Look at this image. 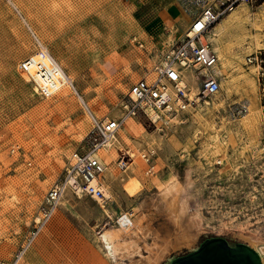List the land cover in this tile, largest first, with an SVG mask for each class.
Returning <instances> with one entry per match:
<instances>
[{"label": "rangeland", "instance_id": "1", "mask_svg": "<svg viewBox=\"0 0 264 264\" xmlns=\"http://www.w3.org/2000/svg\"><path fill=\"white\" fill-rule=\"evenodd\" d=\"M182 1L198 12L195 0ZM244 6L253 23L247 27L250 38L238 48L232 35L238 28L228 33L242 63L233 58L220 92L202 97L186 111L163 112L153 119L142 111L126 117L124 106L131 85L152 67L133 37L143 39L142 32L160 15V7L148 0H0V259H11L23 244L47 191L63 178L71 154L84 146L93 126L70 87L45 98L20 71L19 63L38 50L37 40L72 78L98 119L125 121L114 145L115 174L102 177L108 191L105 206L65 193L19 264H116L99 236L123 230L126 226H116L112 219L129 208L136 210L134 221L143 217L163 239H174L175 225L160 196L171 179L180 182V194L201 231L191 245L169 252L159 264L215 236L246 243L237 236L246 232L264 240L260 69L254 73L255 90L245 82L256 66L247 64V57L260 52L264 58V6ZM231 18L233 14L219 23ZM187 79L195 82L191 73ZM206 101L210 104H203ZM245 107L255 115L245 113ZM149 150L155 151L153 174L143 157L140 168L133 164ZM135 182L139 186L130 192Z\"/></svg>", "mask_w": 264, "mask_h": 264}, {"label": "built area", "instance_id": "2", "mask_svg": "<svg viewBox=\"0 0 264 264\" xmlns=\"http://www.w3.org/2000/svg\"><path fill=\"white\" fill-rule=\"evenodd\" d=\"M195 1L199 7L191 24L180 37L172 39L161 50L148 47L145 42L133 37L135 46L145 51L152 60V67L146 76L131 85L129 102L124 106L126 117L135 116L139 111L147 114L146 108L149 107L158 113L176 114L178 111H186L189 107H193L202 97H212L219 93L221 80L214 73V68L219 64L220 59L211 40L216 25L240 5L264 6V0ZM37 45L38 50L21 61L18 67L20 71L30 75L40 94L49 98L63 82L62 70L39 40ZM246 62L256 65L260 69L259 78L264 80V58L261 53L249 55ZM32 68L36 72L33 75ZM189 73L198 87V92L193 97L190 96L191 88L187 79ZM36 78L42 82V86L38 85ZM69 87L79 98L81 97L73 84ZM124 121L121 118L92 119L93 126L84 146L73 151L65 167L63 178L55 182L47 191L34 227L12 258L0 259V264L20 263L29 246L58 210L65 193L71 192L78 198H90L105 206L106 196L101 189V181L106 165L99 157L98 151L115 140V135ZM154 155L153 150L143 155L149 165L148 172L151 174L155 169ZM135 218L136 210L129 208L116 214L112 222L116 226L131 227Z\"/></svg>", "mask_w": 264, "mask_h": 264}, {"label": "bare ground", "instance_id": "3", "mask_svg": "<svg viewBox=\"0 0 264 264\" xmlns=\"http://www.w3.org/2000/svg\"><path fill=\"white\" fill-rule=\"evenodd\" d=\"M244 7H246L244 6V4L240 5L233 13H231L233 14V18L225 19L223 22L218 23L214 29L213 40L215 41V44L217 46V48L215 46L214 48L217 51L220 59L219 64L214 68V73L220 78V80H226L225 75L227 69L230 68L231 64L233 63V58L235 59L238 57L239 61H241L240 63H242V55L240 52L238 53L237 51H234V46L231 44L232 42L228 38V33L230 31H233L235 28H238L237 32L233 31L234 34H232L233 38H235L234 42L236 44V47L241 48V46H244L248 43L247 40L250 37L249 32H247V27L249 24L253 25V23H251L248 10ZM258 29L259 28H256L257 31H259ZM255 40L258 46L262 45L259 43L260 40H258L257 37H255ZM58 65L62 70L61 77L63 78V82L55 91V93H57L58 91L66 90L67 87H69V85L71 84L74 85L72 78L67 75V73L59 63ZM257 68V66H254V68L252 67V71L248 75H246L245 78L247 87L253 88L254 90L257 88L254 79L255 69ZM21 72L25 74L28 79H30L29 74L23 71ZM35 73L36 72L34 68H32L31 74L33 75ZM36 81L38 85L42 86V82L38 78H36ZM189 86L191 88L190 96L193 97V95L197 94L198 87L195 82L193 84H189ZM80 100L82 106L87 111L90 118H97V116L94 114L95 111L93 112L92 108L84 100V98L80 97ZM203 104L209 105L210 103L209 101H206ZM245 108V113H248L249 116L255 115L254 109L250 107ZM146 110L147 114H145V112H142V115H144V117H148L147 115H150L153 119L161 118L160 114L154 111L152 108L149 107L146 108ZM179 112L181 111H178V113ZM167 114L168 113H166V115ZM120 129L121 128L118 129L117 133H119ZM116 141H119L117 134L115 135L114 141L107 145V147L98 151L99 157L103 159V162L106 165L104 174H106L107 172H111L112 176H114L115 174L113 162L115 160V153L117 151V148L114 146ZM130 152L132 153V151ZM132 155L133 157H135V154ZM142 157L143 154H140V156L133 162V164L136 163L138 165V168L141 167ZM138 186L139 184L135 182V185L130 190V192H133V190ZM101 189L105 193V195H108L107 188L104 186V184L101 185ZM180 191V182L178 180L171 179L161 189L160 194L162 199L161 203L165 205L175 225V236L173 235L174 239H163L161 236H159L158 233L156 234L154 231H152V228H149L148 225H145V219L143 220V217H141L140 220L134 221L131 227L126 226L125 228H123V230L118 229L115 234H113L112 232L104 231L99 236L103 244V248L106 250L109 258H111L112 261H114L116 264H159L169 252L179 249L183 246L191 245V243L197 239L198 234L201 231V227L199 221L192 218V216L188 212V202L181 196ZM132 235L134 236V238L132 237ZM129 236L132 238H129ZM237 236H239L240 239L246 241V244L248 243V245L259 249L261 252H264V240L258 235L254 233L242 232L237 234ZM143 249H145V253L142 252ZM127 260L129 262H127Z\"/></svg>", "mask_w": 264, "mask_h": 264}, {"label": "water", "instance_id": "4", "mask_svg": "<svg viewBox=\"0 0 264 264\" xmlns=\"http://www.w3.org/2000/svg\"><path fill=\"white\" fill-rule=\"evenodd\" d=\"M166 264H264V252L244 242H230L222 236L205 240L200 246Z\"/></svg>", "mask_w": 264, "mask_h": 264}, {"label": "crops", "instance_id": "5", "mask_svg": "<svg viewBox=\"0 0 264 264\" xmlns=\"http://www.w3.org/2000/svg\"><path fill=\"white\" fill-rule=\"evenodd\" d=\"M160 7V15L142 32V40L148 47L161 50L171 39L180 37L191 24L194 15L192 9L178 0H148ZM137 37V36H136Z\"/></svg>", "mask_w": 264, "mask_h": 264}]
</instances>
